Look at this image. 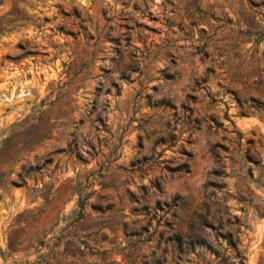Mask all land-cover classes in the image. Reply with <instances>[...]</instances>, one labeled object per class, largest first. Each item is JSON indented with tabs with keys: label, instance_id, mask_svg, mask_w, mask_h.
Returning a JSON list of instances; mask_svg holds the SVG:
<instances>
[{
	"label": "rangeland",
	"instance_id": "rangeland-1",
	"mask_svg": "<svg viewBox=\"0 0 264 264\" xmlns=\"http://www.w3.org/2000/svg\"><path fill=\"white\" fill-rule=\"evenodd\" d=\"M0 264H264V0H0Z\"/></svg>",
	"mask_w": 264,
	"mask_h": 264
},
{
	"label": "trees",
	"instance_id": "trees-1",
	"mask_svg": "<svg viewBox=\"0 0 264 264\" xmlns=\"http://www.w3.org/2000/svg\"><path fill=\"white\" fill-rule=\"evenodd\" d=\"M176 239L178 240V241H181V238L177 235L176 236Z\"/></svg>",
	"mask_w": 264,
	"mask_h": 264
}]
</instances>
